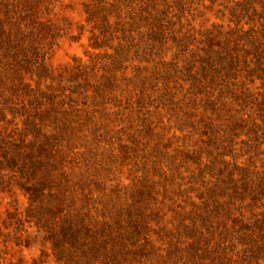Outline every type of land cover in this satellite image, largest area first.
I'll return each instance as SVG.
<instances>
[{
	"label": "rangeland",
	"instance_id": "374dc122",
	"mask_svg": "<svg viewBox=\"0 0 264 264\" xmlns=\"http://www.w3.org/2000/svg\"><path fill=\"white\" fill-rule=\"evenodd\" d=\"M264 0H0V264H264Z\"/></svg>",
	"mask_w": 264,
	"mask_h": 264
},
{
	"label": "trees",
	"instance_id": "16d2710c",
	"mask_svg": "<svg viewBox=\"0 0 264 264\" xmlns=\"http://www.w3.org/2000/svg\"><path fill=\"white\" fill-rule=\"evenodd\" d=\"M261 71H263L264 72V69H261ZM260 111H264L262 108L260 109Z\"/></svg>",
	"mask_w": 264,
	"mask_h": 264
}]
</instances>
